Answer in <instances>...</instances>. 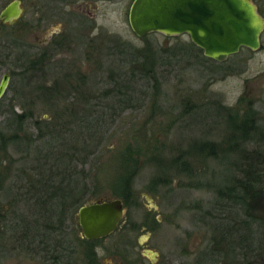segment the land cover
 Instances as JSON below:
<instances>
[{
  "label": "rangeland",
  "instance_id": "obj_1",
  "mask_svg": "<svg viewBox=\"0 0 264 264\" xmlns=\"http://www.w3.org/2000/svg\"><path fill=\"white\" fill-rule=\"evenodd\" d=\"M12 1L0 0V12ZM133 1L69 3L57 0L50 3L42 0V4L40 0H21L24 21L17 28L23 32L21 39L37 50L43 48V40L49 35L61 32L64 35L75 29L70 22L73 17L86 19L90 24L79 39L84 40L89 33L88 40H95L99 45L104 37L107 41L116 37L134 46L136 51H146L149 62H154V72H150L154 76H145L136 66L132 80L125 81L131 73L129 64L120 68L116 65L118 61L107 58L99 66L97 62L101 57H95L92 49H81L79 40H71L57 52L56 63L62 68V75L68 74L70 65H78L88 79L85 83L72 80L70 87L64 85L67 96L51 97L37 91L53 79L49 67L46 82L40 72L34 77H12L0 103V135L15 133L14 112L30 115L32 121L40 120L44 133L56 124L60 127L56 126L59 132L54 140L49 136L40 137L41 131L27 124L20 136L30 137L34 143L26 149V161L23 141L12 143L5 151L0 140V235L7 234L4 226L7 222H2L3 218L15 223L24 216L32 223L36 217L37 220L42 217L41 224L52 223L51 218L45 220L50 207L21 202L19 205L18 190L22 186V189L28 188L34 170L40 172L43 168L48 175L50 168L44 167L42 155L54 144L62 145L61 151H57L58 158L49 164H62L63 168L68 164L69 159L57 155L67 153L73 135L68 132L76 128L73 143L85 139L89 144V136L94 146L88 159L89 167L84 168L88 173L87 193L79 197V205L72 206L65 232L78 244L82 229L76 215L86 204L120 199L130 206L116 233L95 245L98 256L93 264H152L154 257L148 251L160 254L159 264H264V254L256 250L261 245L259 239H264L258 235L264 230L262 226L256 225L245 232L254 235L256 242L255 250L246 254L247 247L243 255L232 235L228 241L215 229L220 217L229 216L231 225L237 220L232 203H228L224 214L217 211L221 203L222 206L227 204L219 199L217 192L230 187L239 168L246 160L250 162L246 158L249 153L261 154L258 159L255 157V162L264 179V136L260 137L264 135V33L258 51L243 48L219 63L206 58L188 35L166 38L157 33L139 38L129 25ZM254 1L264 14V0ZM13 60L2 67L10 71L15 65ZM115 69L127 75L117 79ZM2 76L1 68L0 81ZM119 89L129 96L124 97L130 106L126 110L122 109L124 104H120L124 100L115 92ZM246 114L256 116L260 139L252 134V141L243 144L232 126ZM81 183L78 185L83 186ZM121 193L125 196L120 197ZM60 202L72 201L61 199ZM59 208L61 206L57 211ZM39 215L42 216L39 218ZM239 215V220H248L244 214ZM252 215L249 219H259L256 223L263 225L264 201L259 202ZM57 225H61L59 219ZM3 238L0 236V264H38L30 255L22 253L17 243L3 241ZM124 248L131 253L126 255ZM79 257L76 251L75 262L86 264L85 261L79 263Z\"/></svg>",
  "mask_w": 264,
  "mask_h": 264
},
{
  "label": "flooded vegetation",
  "instance_id": "obj_2",
  "mask_svg": "<svg viewBox=\"0 0 264 264\" xmlns=\"http://www.w3.org/2000/svg\"><path fill=\"white\" fill-rule=\"evenodd\" d=\"M46 1H49L50 3H52V2H56L57 0H46ZM63 1L72 3L73 1H79V0H63ZM14 2H19V6L21 8V15L15 20H11L9 22H3V19L1 18L2 13L9 5L13 4ZM40 2L42 3V0H40ZM252 2L257 7V11L259 15L264 19V14L262 13L260 9V5L256 3L254 0H252ZM83 11L85 10L81 9V12ZM129 15H130V11H129ZM23 16H24V9L22 7L21 0L12 1L7 6H5L0 12V72H1V68L3 70V76L1 80L3 79L5 74L9 75L10 82H11L12 77H15V76H19V77L33 76L34 77L36 73L40 72L42 73V75H44V78H42V80L46 82L47 70L49 67L51 70L53 79L50 80V84L46 83V85L39 87L40 90L37 89V91H41V94L50 95L51 97L63 96L62 94L66 95V93L68 92L64 91L63 89L64 85H66L67 87H70L72 80L74 81L78 79V80H82L85 83L88 79V76L83 74L81 69L77 67L78 65L74 67L70 65L68 69L69 72L65 76V74L62 75L63 74L62 68H60V66L56 63L58 60V59L56 60L57 57H55L57 56V52L59 50L61 51L63 45L70 43L71 40L72 41L79 40L81 43V46L79 47L81 49H84V48L92 49L93 54L94 55L96 54L95 57L96 56L101 57L102 58V60H100L101 62L99 60L97 62L99 66L104 64L107 58L111 59L112 61L114 59L115 61H118L119 64H116V65H119L120 68L123 64H129L131 67V73L124 80L125 81L132 80L131 77L134 76V71L136 70V65L133 63L136 60V48L132 46L131 44L122 42L119 39H116V37L114 38L111 37V39L107 41L104 37V41L102 42V44L96 45L95 40H93L92 42H90V39L88 40L87 36H90L89 33L87 34V36L83 37L84 40L79 39L80 38L79 36H82L84 35V33H86L85 29L88 28L90 23L86 19L79 20L73 17L72 19H70L71 20L70 22H72L75 25V29L68 32V34L65 33L64 35H63V32H61V34L55 33L56 36L49 35L47 38L43 40V43H42L43 48H40V49L38 48L37 50L35 46L21 39L23 32L20 28H17V27L18 25H20V23H23L24 21ZM76 25L78 27H76ZM129 25H130V22H129ZM59 35L60 36L63 35L61 36L62 39L60 38ZM18 50H21V53H17ZM12 58L14 59L13 62L15 63L14 65L15 70L13 67L12 69H10V71H7L6 68H3L2 66L9 63V61ZM219 63H223V62H219ZM119 70L120 69L113 70L114 76L117 79L122 78V76L127 75V73L126 74L120 73ZM10 82H9V86H10ZM115 92L117 95L124 94L123 91L121 90L120 92L118 91H115ZM3 98L0 101H2ZM124 106L122 107L123 110L128 109L127 104H125ZM25 115H26V120L23 126V130L26 131L27 124H30L31 125L30 128L32 127L34 130L39 131L40 130L39 127H41V123L37 122L39 124V126L37 127L34 124V122L36 123L37 120L32 121V118L30 117V115L29 116L27 114ZM28 120L29 121L31 120L32 123H29ZM22 141L24 144L23 148H25L24 153L26 155L24 158V161H26V159L28 158V152L26 151V149L31 148L34 141L30 137L22 138ZM73 141L74 140L71 139V143H69L70 145L68 146L69 153H70L69 158H71L70 163H69V176L72 182L77 184V185L75 184L74 188L76 189L75 191L78 193V195L79 194L85 195L87 193L86 189L88 187L87 186L88 173L85 172L84 168L89 167L88 155H87L88 151H86V148H80L79 146L76 147V145H73ZM55 149L56 148L53 147V150ZM81 151L82 152L84 151L85 155H82V157L79 158L80 156L79 153ZM46 157H47V154L42 155V159L45 160L44 167H47V166L48 168L54 167L53 165L49 164V161L45 159ZM44 172L45 170H40V172L39 170L38 171L34 170V172H32L33 174L30 175L31 179L27 186L28 188L27 189L23 188L25 190L24 191L22 189L23 186L20 187V189L18 190L19 197L17 198H18L19 205L21 203L23 204L32 203L34 206H39L40 208L50 207L48 211V218L45 220L48 221V219L50 220L51 218L52 223L49 222L48 224H46L47 223L46 222L44 225L41 224L42 215H39V218L41 217L40 220L39 219L37 220V217H36V220H33L32 223H29L24 216L21 218L18 217L19 219H17L15 223H13V221L11 220H7L3 218L1 221L7 222L6 225H4L7 228L6 229L7 234H5L4 232V234L0 236L5 237L2 239L3 241L7 239V241L9 242L17 243L18 248L22 250V253L30 255L35 261L38 262V264H77L75 262L76 261L75 260L76 249L80 255V257L78 258L79 263L80 262L84 263L85 261L86 264L87 263L90 264V260L86 256V249L88 248L87 242L100 243L101 241L115 234L120 224L123 221L125 212L127 211L128 208H130V206L129 205L126 206V202L121 200L123 203L124 214H123L121 222L119 223L116 231L113 234L101 240L90 241L84 237L83 231H82V235H80V239H78V244H77V241L73 237L72 239L70 234H67L64 229L65 228L64 226L66 225L65 223L68 220H71L70 210L72 209V206L74 204L72 205V203H68V202L61 203L58 201L59 196L57 192V186L54 185L55 182L53 183V180L56 181V177L51 174L52 173L51 171H49V173L51 172L50 173L51 175H49L48 173L49 176L48 175L46 176ZM40 176H41V179H40ZM79 182H82L81 184H83V186H79L78 185ZM77 199H79V196ZM133 199L134 197L131 198V200ZM129 201L130 200H127V203H129ZM59 205L61 206L60 209H63V211L61 212H59V210L57 211V207ZM40 213H41V209L39 210V214ZM78 214L76 215V220H77V223L79 224ZM58 219H59V222L61 221L60 226L57 225ZM155 220L156 222H159L157 218ZM151 223L153 224L154 221H152ZM2 230H5V229L2 227ZM8 232L10 234H8ZM59 236H60V239H58ZM79 242H80V245H79ZM14 248H17V246H14ZM96 249L97 248L95 246V252H96L95 259H97V256H98ZM124 250L126 252V255H128V253H131L130 250H127V248H124ZM148 253L154 257L152 260V264H159L161 262L159 253H155L153 251H148ZM60 256H63L64 259L61 261H58V258ZM95 259H94V262H95Z\"/></svg>",
  "mask_w": 264,
  "mask_h": 264
},
{
  "label": "water",
  "instance_id": "obj_3",
  "mask_svg": "<svg viewBox=\"0 0 264 264\" xmlns=\"http://www.w3.org/2000/svg\"><path fill=\"white\" fill-rule=\"evenodd\" d=\"M20 15L19 2H14L1 18L9 22ZM129 22L139 38L157 33L167 37L188 35L206 58L216 62H225L243 48L258 51L264 31V19L252 0H134ZM9 82L5 74L0 82V100ZM123 214L120 199L83 206L78 216L84 237L97 241L110 236Z\"/></svg>",
  "mask_w": 264,
  "mask_h": 264
},
{
  "label": "trees",
  "instance_id": "obj_4",
  "mask_svg": "<svg viewBox=\"0 0 264 264\" xmlns=\"http://www.w3.org/2000/svg\"><path fill=\"white\" fill-rule=\"evenodd\" d=\"M165 37L170 38L167 36H165ZM198 50L202 51L199 48H198ZM149 61H151V60H150L149 55H147L146 51H145V53H142V50L136 51V60L133 63L137 67H139L141 69V71L144 72L145 76H146V74H148L149 77H153L154 74H152L150 72H152V71L154 72V70L152 69V67L154 66V62L150 63ZM120 87H122V86H119V88ZM117 91L120 92V89ZM123 93L124 94H122V95L118 94V97L121 98V100H124L125 99L124 97H129L128 94H126L127 92L123 91ZM85 100L86 99H83L82 101L84 103H86ZM128 102L129 101L127 99V100H124L120 104L125 105V104H128ZM0 103H1V101H0ZM86 106H89V103H87ZM127 107L129 108L130 106H127ZM13 114L15 116L14 117L15 122L13 123V125L16 126V128L14 129L15 133H13L12 135H8V136L0 135L2 150H5V151H6L7 146L11 145L12 143L14 144V143L18 142L19 140L22 141L20 133L23 131V126L25 124L26 115L17 114L15 112ZM253 116L251 114H246L240 120V122L238 124H235L232 126L235 129V132H236L235 134H239L241 139H243V142H245L243 144H246V143H248V140H251L250 135H252V134H254L255 136L258 135V129H257L258 127H256L257 124L255 121L256 116L255 117H253ZM44 121H46V120H44ZM37 122L41 123V121L37 120L36 123L34 122L35 126L38 127L39 124ZM96 125L97 124H95V126ZM56 126L60 127L58 124H56V125H54V127H52L51 130H49L46 133H44L42 131V127H39V129L41 131V134L39 136L43 137V138H47L49 136V138L51 137L52 139L55 140V138L58 137L57 133L59 132L58 127H56ZM88 129H89V127H88ZM75 131H77L76 128L70 129L68 133H70V134L73 133V135H74ZM88 131H90V130H88ZM73 135H72V139L74 140L75 138L73 137ZM94 135H95V133L94 134L91 133V136H94ZM262 136H264V135H262V134L260 135L261 139L263 138ZM100 138L101 137H99L98 139H100ZM257 138L260 139L259 135ZM78 142H81V141L78 139V141L74 142L73 145H76V147L79 146L80 148H86V151H88L87 155H88V159H89V157L92 154V146H94L93 142H92V144H90L89 136H88V143L89 144H87L83 140H82L81 144ZM69 145L70 144H68V146ZM60 146H62V145L57 146V144H54V147L56 148L55 150H53V146H51V150L48 149L49 152L46 153L47 157L45 159H47L49 162H52V160L54 158H55L54 160H56V158H58V157H56L57 151H61ZM68 146H67V148H68ZM243 152H246V150H244ZM69 154H70L69 149L67 150V153H65V154L64 153L58 154L57 156H59V155L65 156V158L67 160L69 159V162L64 168L61 167L62 164L57 165V163H56V165L54 167L50 168V171L52 172V173L51 172L50 173L56 177V181L53 180V183L55 182L54 185L57 186V192H58V196H59L58 201L60 202L61 199L63 201L70 199V201H72L71 202L72 205L74 204L75 206H77L81 203V199H77L78 193L75 192V188H74V186H72L73 182L69 176V163H70V159H71V158H69ZM79 155H80L79 158L82 157V155H85L84 151L83 152L81 151L79 153ZM249 155L250 156H248L246 158L250 162H248L246 160V162L239 168L238 175L236 174L237 176H235L232 179L230 187L228 189L220 190L219 192H217V196L219 197V199L225 200L227 203L225 206H222L223 203H221V205L217 208V211H223V214H224L225 213L224 211H228V208H229L228 203H232L234 206L232 211L235 214V218L237 220L234 219L236 225L235 224L231 225L230 221H229V219H230L229 216H226L225 218L220 217L219 218L220 221L217 222L218 226H215V229H217V232H220L222 234V237L226 238L227 240L229 239V236L232 235L234 237V243L237 247H239L238 249H241L240 252L242 253V255L245 254L247 247L249 248L248 249L249 251L247 250L246 254H248V252H253L255 250V249H253V245H254V242H256L255 241L256 237L254 239V235L250 236L251 234H249V232H248V234L245 232L248 231V229H250L252 227H256V225L262 226L261 229L262 230L264 229V223H263V225H261L262 223L261 224L256 223V221L259 219H249V216H253L252 212L256 209V207L259 206V202L264 201V179H263V176L259 170L257 161L255 162V160H256L255 157H257V159H258L261 156V154L256 153L255 155H253V154L249 153ZM244 156H246V153ZM259 162L261 164V161H259ZM42 170H44V169L42 168ZM50 173H49V175H51ZM45 175H47V174H45ZM0 187L2 188L1 185H0ZM82 196H83V194H81L79 197H82ZM124 196H125L124 193L120 194V197H124ZM61 211H63V209L59 208V212H61ZM220 213H222V212H219V214ZM240 213L244 214V217L247 216L248 220H239L238 216H240L239 215ZM258 235H260L261 237L264 238V230H263V232L258 233ZM87 243H88V248H87L88 251L86 249V256H87V258H89L90 263L93 264L94 259L96 258L95 245L97 244V242H87ZM259 243L261 245H259V247L256 250L258 251V253H260V255H262V254H264L263 253L264 248L262 249V247L264 246V239H259ZM230 244L231 243H228V245H230ZM226 248H228V246H226ZM76 251H77V249H76ZM63 259H64L63 256H60L58 258V261H61Z\"/></svg>",
  "mask_w": 264,
  "mask_h": 264
}]
</instances>
